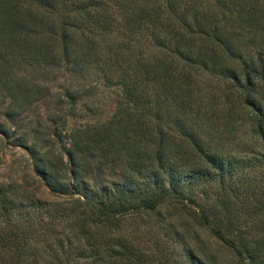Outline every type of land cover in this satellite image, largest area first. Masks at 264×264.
Here are the masks:
<instances>
[{"label":"trees","instance_id":"trees-1","mask_svg":"<svg viewBox=\"0 0 264 264\" xmlns=\"http://www.w3.org/2000/svg\"><path fill=\"white\" fill-rule=\"evenodd\" d=\"M87 68L119 95L107 120L76 124L89 87L52 92L43 80ZM199 73L220 77L229 111L248 117L251 183L237 186L232 165L169 102ZM49 98L44 117L30 112ZM0 115L1 138L30 158L21 180L0 184V264H154L126 225L202 178L219 185L226 210L239 201L249 223L215 225L221 210L210 200L200 220L242 264H264V0H0Z\"/></svg>","mask_w":264,"mask_h":264},{"label":"rangeland","instance_id":"rangeland-1","mask_svg":"<svg viewBox=\"0 0 264 264\" xmlns=\"http://www.w3.org/2000/svg\"><path fill=\"white\" fill-rule=\"evenodd\" d=\"M109 45L111 44L108 39L103 38L101 56L112 54ZM147 49L150 47L147 46ZM254 49L252 46H246L245 54L253 53ZM130 53L148 54L146 49L139 48L133 49ZM200 74L192 87L177 94L169 102L172 103L174 111L182 106L190 119L188 122L196 129L198 135L208 146L216 148L220 156L232 165V178L236 180L234 183L237 186L251 183L247 176L256 175L258 165L256 161L245 160L249 157L257 159L258 149L249 140L252 131L247 124L248 117L243 111L238 113L229 111V105L234 104V96L232 93L229 94L227 85L220 77ZM30 75L36 74L29 73ZM46 78L49 80L44 79L43 82L52 87V92L68 85L74 88L79 85L89 87L90 91L84 94L74 107L72 121L76 124L105 121L115 110L118 89L114 83L107 84L95 68H87L83 74L54 69ZM226 103L227 106L224 107ZM52 107L53 102L49 98L32 105L30 112L43 116L52 111ZM169 110L170 106L165 112ZM2 119L0 115V120ZM29 163L30 158L25 149L11 144L0 136V184L21 180L29 168ZM250 165L255 169L250 168ZM192 185L194 189L190 195L170 200L154 212L140 214L130 225H126V231H136V235L141 238L139 245H144L147 251L157 255L154 264H242L234 251L214 236L200 220L199 207L206 200L218 203L221 212L217 218L210 215L212 223L216 222L215 225L230 223L231 231L249 223V214L244 213L245 207L231 198L226 210L224 204L217 200L219 185L214 181L196 179ZM239 197L243 198L241 195ZM224 215L228 218L224 219ZM158 257L161 259L158 260Z\"/></svg>","mask_w":264,"mask_h":264}]
</instances>
